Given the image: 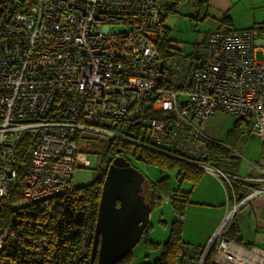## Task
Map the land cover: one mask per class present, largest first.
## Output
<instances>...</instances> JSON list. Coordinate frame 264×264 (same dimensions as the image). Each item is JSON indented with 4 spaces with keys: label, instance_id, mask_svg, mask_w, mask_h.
I'll list each match as a JSON object with an SVG mask.
<instances>
[{
    "label": "built area",
    "instance_id": "2783aa9c",
    "mask_svg": "<svg viewBox=\"0 0 264 264\" xmlns=\"http://www.w3.org/2000/svg\"><path fill=\"white\" fill-rule=\"evenodd\" d=\"M165 1L0 0V135L9 142V161L14 168L6 174L8 179L18 176L15 156L24 150L22 138L30 134L34 147L23 203L44 201L69 190L75 166L85 163L81 158L84 152L79 149L81 139L77 138L80 131H92L108 141L130 140L135 147L188 160L195 155L207 156L204 145L211 137L204 122L222 110L235 119L251 122L254 134L264 138V33L257 29L216 31L208 34L195 56L194 52L186 53V46L160 54L158 40L165 36ZM48 26L52 29V46L55 41L64 48L66 42L71 44L67 56L55 62V45L49 49L52 57L45 56ZM118 26L121 31L114 30ZM82 31L84 44L77 41ZM255 46L263 48L261 58L256 57ZM95 47L98 49L93 50ZM57 50L66 54V50ZM169 52L171 58L178 53L172 64ZM158 55L162 75L161 66L153 63ZM20 56L26 61L25 76H18ZM65 62L66 69L62 67ZM139 68L150 70L153 80L138 72ZM143 78L146 80L139 85ZM20 81L33 85V91L16 95ZM39 91L42 96L37 100L41 103H21ZM6 105L18 110L8 119ZM21 122H28L33 130L14 128ZM0 153L5 156L1 146ZM199 166L233 183L230 173L208 163ZM40 167H66L68 173L60 177L65 186L54 194L45 193L41 172L34 176ZM2 174L5 172L0 167ZM11 187L7 183L6 193ZM263 193L264 187L254 188L243 202ZM34 195L39 197L34 199ZM231 220L229 212L204 247H185V255L188 248L194 247V251L181 259L184 264H204L216 242V254L222 255L226 264H239L241 257L231 250V240L225 237ZM46 247L43 241L40 249Z\"/></svg>",
    "mask_w": 264,
    "mask_h": 264
},
{
    "label": "trees",
    "instance_id": "16d2710c",
    "mask_svg": "<svg viewBox=\"0 0 264 264\" xmlns=\"http://www.w3.org/2000/svg\"><path fill=\"white\" fill-rule=\"evenodd\" d=\"M210 0H166L167 12L162 22V28L165 32L164 39L158 40V45L164 51L176 52L178 46H186L185 42L176 41L170 38L172 30L166 25V20L170 18L171 13H179L184 5H188L197 11V17L188 16L189 21L193 19L199 20L200 11L204 13L205 20L211 17L207 11ZM177 18L186 19L183 14H178ZM202 18V20H203ZM216 22V27L206 31L203 41L194 43V47L190 48L197 55L201 45L205 43L208 34L216 31H232L254 30L257 29L260 34L264 33V23L261 26H253L250 28H235L233 18L230 15L223 14L218 17H211ZM218 20L219 22H217ZM187 49H189L186 46ZM190 50H186L189 54ZM171 119L173 116L171 115ZM252 126L251 122L235 119L234 126L231 131ZM252 128V127H251ZM229 132V133H230ZM92 131H80L77 138L83 139ZM207 133V131H206ZM131 134V132H129ZM134 134V133H133ZM210 141L204 145V151L207 156H196V158L182 159L165 153L157 152L146 147H135L130 140L111 139L109 141L103 139V143L108 144V152L102 162L106 160L110 153L122 156L133 162L130 158L140 155L139 161L158 167L161 170L177 172V178L180 182L188 180L192 188L183 190L182 184L177 188H172L169 175H162L157 180H152L147 174L144 191L146 201L150 203L152 210L156 206H160L165 196L170 197V201L174 206L175 213L179 217L173 221L168 239L162 245L163 252L160 257L155 259L151 264H178L185 256H191L194 247L188 248L185 255V247L195 246L204 247L202 245H193L184 241V216L186 208L191 203V195L193 188L197 185L205 170L199 166V163H208L222 169L232 175L233 183L221 180L217 176L225 188L227 200L231 203L241 201L250 195L254 188H260L263 183L256 180H243L239 175L237 165L232 162L220 160L222 156L237 158L236 150L228 151L226 145L217 136H211ZM129 136V135H128ZM264 143V138L259 137ZM24 150L18 156V176L12 185V192L5 198L3 207L0 211V235H3V246L0 248V264H92L91 250L95 233V226L98 217L99 204L101 199L102 187L107 175V168L95 171L92 181L81 187H74L73 177H71L70 188L66 192L54 196L40 203H23L26 199L24 195L26 187V176L32 163V142L29 136L22 138ZM106 145V144H105ZM203 147V145L201 144ZM130 156V158H129ZM235 156V157H233ZM137 159V158H136ZM133 166L134 163H132ZM136 167V166H135ZM77 166H75V169ZM74 169V171H75ZM264 176V174H263ZM254 178L253 176H249ZM24 193V194H23ZM240 195V196H239ZM236 199V200H235ZM152 227L151 221L145 231L149 235ZM225 236L243 245H250L244 238L241 229L236 221L229 223ZM148 237V236H147ZM45 241L47 247L40 249L41 243ZM160 243L147 239L148 249L159 247ZM216 247H212L209 251L204 264H219L215 260ZM134 253L130 252L125 258L116 264H130L133 261ZM184 264V261H180ZM97 264V257L93 261ZM150 264V263H145Z\"/></svg>",
    "mask_w": 264,
    "mask_h": 264
},
{
    "label": "rangeland",
    "instance_id": "374dc122",
    "mask_svg": "<svg viewBox=\"0 0 264 264\" xmlns=\"http://www.w3.org/2000/svg\"><path fill=\"white\" fill-rule=\"evenodd\" d=\"M0 9H1V11H0V13H1L3 10V7H0ZM197 11H198V8L195 10L194 7L190 8L188 5H184L182 7V10L178 14L185 15L186 19L177 18L178 14L173 12V13H171L170 18H168L166 20V25L172 30V34L170 35V38L174 40V43L176 41L185 42L184 45H186L189 48L186 50H190V48H193L194 43H198V42L203 41L204 36L206 34V31H208L211 28L216 27V25H217L216 22L211 17H208L205 20V18H203L204 13L202 11H200V16H199L200 19L199 20L193 19L192 22H190L188 20L189 19L188 16L190 15V16H193L194 18H196L197 17ZM202 18H203V20H202ZM114 30L115 31H121L122 27H119V26L115 27ZM107 32H108V30L105 31L104 34H106ZM47 36L49 38V44L46 47L45 56L48 59H50L53 56L54 62L58 57H62L64 55L67 56L68 48L71 44L66 42L65 48H64L61 46L60 41H55L53 46H52L51 45L52 29L49 26H48V35ZM84 37H85V31H82L81 36L77 40L78 43L84 44L85 43L83 40ZM138 39H140V38H138ZM54 45L60 51L66 50V54L60 53L56 49V51L52 54V56L49 55V53H50L49 49L52 47H55ZM97 49H98L97 47L93 48V50H97ZM163 50L164 49L161 48V50H158V51L161 54V52H163ZM254 51H255L257 58H261L263 56V48H261L260 46H255ZM191 53H192V51L190 50L189 54H191ZM168 55H169L168 60H169V63H171V64L174 61V59L178 57V53H175L174 58H171L170 52L168 53ZM17 60L19 63V70H20L18 76H25V73H24V63L26 62L25 58L23 56H20ZM155 62H157L158 65L161 66V73L159 75H162L164 69H163L162 64H161L160 55H158L156 58L153 59V63H155ZM67 65H68V63L65 62L62 67H64L66 69ZM70 66L72 67V69H74L73 65L70 64ZM137 71L140 73L143 72V73L149 75L150 79L153 80V78L151 77V76H153V74L151 73L150 70H145V69L142 70L141 68H139ZM142 80L143 81H141V80L139 81V83H138L139 85H141L146 80V78H143ZM4 84H5V82H4ZM112 86H116V85H111L110 87L112 88ZM32 87H33V85H31L29 87L27 85H24L20 81L19 89L16 92V95L17 94H25L27 92L31 93V91H33ZM27 89H30V90H27ZM13 92H14V89L11 88V93L13 94ZM40 94L41 93L39 91V92H37V94L31 95V100L22 99L21 103L27 104L28 101L32 102V105L33 104L36 105L37 102L41 103L40 101L37 100L38 96H42ZM40 107L41 106H39V108ZM15 109L16 108H13V107L10 108L6 105V108L4 111L6 113L7 119L9 118V115L12 112H15V113L18 112V110L17 109L15 110ZM218 112H224V114L221 117H219L218 120L216 121V124L218 125V127L222 128L221 131H217V133L219 134L218 138L221 139L222 142L226 145V147L228 148V151H231L233 149V150H236L238 152L237 158H231L230 155L229 156L227 155V156L220 157V160L232 162V163L236 164L238 173L241 175L254 176V175L260 174V172H258L256 170V168L258 169V167L256 165L260 164V165L264 166V143L262 142V140L254 134L250 125L245 126L243 128H240V129H237L236 131L230 132V130H232V128L234 126L235 118L232 115H230L229 113H227L226 111L219 110L216 113H218ZM207 119L204 122L205 128H206ZM14 128H16L18 130H23V131L33 130V128H29L28 122L17 123L16 125H14ZM43 128H46V127H43ZM27 136L30 137V134H27ZM103 142L104 141L100 135H94V134H89L79 141V149L84 152L83 153L84 157H81V158H82V160H83V158L85 159V160H83L85 163H83V162L79 163L77 165V168L74 171V177H73L74 187H81L83 185L90 183L92 181V179L94 178L95 171H98L103 166L104 162H102V159L105 158V156L107 155L108 144H109V143H105L106 144L105 145ZM21 143H23V142L20 141V144ZM8 144H9V142L2 140V137L0 135V146L5 153V156L0 153V167H2V169L5 172V174H2L0 176V196H2L3 194L6 193L7 183H10L11 185H13L15 179L17 180V177H11L10 179H8V177L6 175L8 172L14 171V168L10 164V161H9V158L11 156H10V153L8 152V150H9ZM69 152H71V151H69ZM19 155H20V153H18L17 156H15L16 165L18 163L17 159H18ZM129 158H130V156H129ZM130 159L133 161L132 163H134V165L136 166L137 169L142 171L144 174H147L152 180H157L162 175H169L170 176L169 177L170 184H171L172 188H177L180 184H182L183 190H189L192 188L191 183L188 180L180 182L179 179L177 178V175H176L177 172H175V171L172 172V171H167V170H161L156 166H153L150 164H145V163L139 161V159H136L134 157H131ZM40 166H42V164H40ZM109 168H107V171ZM262 171H263L262 173L264 174V167H263ZM38 172H41V174H42L41 179H42V182L44 183L45 193L54 194L57 191L61 190L63 188V186H65L64 182L61 183L60 177L62 178V177H64V175L66 173H68V169L66 167H56V169H54V170H45L44 168L40 167L34 173L35 177L37 176ZM205 174H209V175L213 176V174H211L209 171ZM261 181L260 182L263 183L261 185V187H264V176L262 177ZM55 183H59V184L55 185ZM11 192H12V187L5 195H3L1 197V200H0L1 209L3 207L5 198ZM262 195H264V193L259 194L255 197H259ZM38 197H39L38 195L33 196L34 199H37ZM51 198H53V197H51ZM51 198H49V199H51ZM253 198L251 197L249 199V201L252 200ZM170 200L171 199L169 196H165L163 198V201L160 203V206H156L152 210L151 216H150V221L152 223V227L149 231V235H147V233H144L141 241L133 248V253H134L133 257L134 258L130 264H145V263L151 264L154 262L155 259L160 257L161 253L163 252L162 245L168 239L171 225H172L173 221L179 217V215L175 213L174 206ZM193 200H195V201H193ZM247 201L248 200H246L245 202H247ZM40 202H43V201H30V202H27V204H29V203H40ZM208 208H209V206H208ZM206 210H207V207H203L201 202H198L196 199H194V196L191 195V203L188 204V206L186 208V214H185L184 218H182V219H184V221L186 223V224L184 223V234H183V238H184L185 242L191 243L193 245H198L197 243H199V241H200L199 235H197L198 231H199L198 228L200 225L199 222H197L198 212L206 211ZM185 217H186V219H185ZM206 221L210 222V218L207 217ZM225 233H226V231H225ZM147 236L150 238V240H154L156 242H159L160 243L159 247H157L155 249H148V247H147L148 237ZM210 238H209V240H210ZM209 240H204L202 242V243H204L203 245L209 244L210 243ZM231 241H233V240H231ZM217 245H218V243L216 242L213 244L212 247L215 246L216 250H217ZM2 246L3 245H1L0 248H2Z\"/></svg>",
    "mask_w": 264,
    "mask_h": 264
},
{
    "label": "crops",
    "instance_id": "0c3cea01",
    "mask_svg": "<svg viewBox=\"0 0 264 264\" xmlns=\"http://www.w3.org/2000/svg\"><path fill=\"white\" fill-rule=\"evenodd\" d=\"M207 11L211 17H218L223 14L230 15L233 18L235 28L238 29L261 26L264 23V0H210ZM223 114L224 112H218L207 119L205 129L209 135H219L217 131H221L222 128L218 127L216 121ZM256 166L258 167L256 170L260 174L253 177L255 180L261 181L264 166L260 164ZM241 176L246 178L249 175ZM192 195L194 199L201 202L203 207H207L206 211L198 212L197 219L200 224L197 234L200 241L197 244L204 246L202 242L209 240L214 235L225 215L231 212L230 210L236 202L233 204L227 200L223 183L214 175L209 174L203 175L193 188ZM207 217L210 218V222L206 221ZM234 221L239 225L245 240L251 243L250 245H243L234 240L231 241V250L235 252L236 256L241 257L239 264H264V195L245 202L237 211ZM215 260L219 264H226L223 256L218 253L215 255Z\"/></svg>",
    "mask_w": 264,
    "mask_h": 264
},
{
    "label": "water",
    "instance_id": "95a60500",
    "mask_svg": "<svg viewBox=\"0 0 264 264\" xmlns=\"http://www.w3.org/2000/svg\"><path fill=\"white\" fill-rule=\"evenodd\" d=\"M145 183L146 175L129 160L114 158L102 187L92 264L96 257L97 264H116L141 241L152 212L143 193Z\"/></svg>",
    "mask_w": 264,
    "mask_h": 264
},
{
    "label": "flooded vegetation",
    "instance_id": "af4514ba",
    "mask_svg": "<svg viewBox=\"0 0 264 264\" xmlns=\"http://www.w3.org/2000/svg\"><path fill=\"white\" fill-rule=\"evenodd\" d=\"M114 158H116V156L112 153H110L108 155V157L106 158V160L104 161V166L101 168V170H104L106 168H109L110 165L114 162ZM248 178H252V177H246V178H243V180L245 181H248L247 179ZM245 202L243 201H237L235 203V205L233 206V208L231 209V212H232V218H235L236 214H237V211L239 210V208L244 204Z\"/></svg>",
    "mask_w": 264,
    "mask_h": 264
},
{
    "label": "clouds",
    "instance_id": "9594fccd",
    "mask_svg": "<svg viewBox=\"0 0 264 264\" xmlns=\"http://www.w3.org/2000/svg\"><path fill=\"white\" fill-rule=\"evenodd\" d=\"M256 181H258V180H256Z\"/></svg>",
    "mask_w": 264,
    "mask_h": 264
}]
</instances>
